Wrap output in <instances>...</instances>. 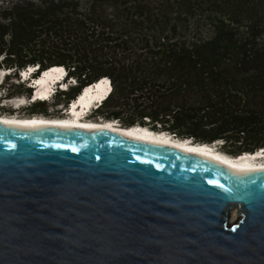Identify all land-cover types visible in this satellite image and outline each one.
I'll return each instance as SVG.
<instances>
[{
    "label": "water",
    "instance_id": "obj_1",
    "mask_svg": "<svg viewBox=\"0 0 264 264\" xmlns=\"http://www.w3.org/2000/svg\"><path fill=\"white\" fill-rule=\"evenodd\" d=\"M0 264H264V168L0 122Z\"/></svg>",
    "mask_w": 264,
    "mask_h": 264
},
{
    "label": "trees",
    "instance_id": "obj_2",
    "mask_svg": "<svg viewBox=\"0 0 264 264\" xmlns=\"http://www.w3.org/2000/svg\"><path fill=\"white\" fill-rule=\"evenodd\" d=\"M160 1L157 11L148 6L155 0L3 1L0 71L9 70L7 81L30 65L64 66L76 85L59 92L57 104L61 96L67 103L85 85L107 77L112 88L91 113L95 121L217 143L234 157L264 148V41L257 40L261 34L252 16L246 31L236 28L235 10L243 1L211 0L217 18L203 38L184 23L193 0ZM52 34L72 41L50 43ZM22 91L31 93L22 82L2 83L0 107ZM44 103L27 108L46 109Z\"/></svg>",
    "mask_w": 264,
    "mask_h": 264
},
{
    "label": "bare ground",
    "instance_id": "obj_3",
    "mask_svg": "<svg viewBox=\"0 0 264 264\" xmlns=\"http://www.w3.org/2000/svg\"><path fill=\"white\" fill-rule=\"evenodd\" d=\"M53 69L47 71L45 76L36 82L35 86L37 90L32 91V95H35L31 102L46 99L49 96L50 87L53 85L58 78L61 77L63 69L60 65H53ZM7 70V69H2ZM27 76V75H26ZM102 79V81H100ZM99 83L96 81V85L87 88L83 94L80 93L81 97L76 99L74 103L69 106L71 111L67 112L64 117H43V116H31V117H20L17 115H3L0 114V122L7 124L16 125H36V124H47V125H61V126H79L83 128H102L107 130H114L117 132H124L138 138H144L146 140L162 143L165 145L176 146L211 156L212 158L221 160L226 164H229L233 168L242 172H247L252 169L264 168V160L260 157L261 154L256 155H241L234 157L226 153L219 152L217 148H212L205 143H195L187 139L176 138L175 136H169L164 134L165 132H157L150 128L143 126L123 127L114 122V120H86L81 118L85 112L84 108H88L95 97H102L109 90V79L107 77L101 78ZM14 102L16 108H21L28 105L26 97H18L11 99ZM81 107V108H80ZM88 117V116H87ZM249 153V152H245ZM252 154V153H251ZM263 157V156H262Z\"/></svg>",
    "mask_w": 264,
    "mask_h": 264
},
{
    "label": "rangeland",
    "instance_id": "obj_4",
    "mask_svg": "<svg viewBox=\"0 0 264 264\" xmlns=\"http://www.w3.org/2000/svg\"><path fill=\"white\" fill-rule=\"evenodd\" d=\"M6 2L9 0H0L1 2ZM82 1H89V0H82ZM164 3H168V2H176V0H163ZM242 4L240 5V7L236 8L235 11H238L239 13V19H237V21H235V26L238 29L239 32L243 33L244 31H246L247 26L250 24L249 23V19L250 16H252L254 18V23H255V32L256 33H260L261 35L259 36V42H263L264 41V0H242ZM163 3H161L160 0H155V2H151L148 6L150 9L157 11L158 6L160 7V9L162 8L161 5ZM173 5H170V8H167V10H171V16L176 17L177 14V9L174 6L172 8ZM213 4L211 5V0H193L192 1V7H191V11L187 12V18L184 20V23L186 22V24L188 25V29H193V30H198L199 36L200 37H206L208 35V33L214 28V21L216 20L217 17H215V10L213 8ZM136 11H133L135 15ZM139 12V11H137ZM136 12V13H137ZM108 14L111 13V11L107 12ZM221 16H227L226 12H221L219 13ZM138 16H141V14H137ZM251 17V18H252ZM123 18L125 20L130 19L129 16H127L126 14L123 15ZM176 20V18H174ZM123 20V19H122ZM198 26V27H197ZM72 41V39H69V37H65V36H61L58 34H52L49 38H48V42H67L69 44V42ZM55 63H58V60H54ZM61 66V65H60ZM5 71V70H3ZM8 71V70H6ZM7 78L4 79V82H8V83H12V82H21V80L19 78H12V79H8L6 81ZM1 95V93H0ZM12 97H26L27 98V93H25L24 91L14 94L12 95ZM11 98V97H10ZM8 99V98H7ZM65 98L63 96H61V101L64 100ZM4 102V107H0V114L3 115H17L20 117H31L28 116L29 113L28 111H26L25 109H27V106H23L21 108H16V106L14 105V102H12L11 99L9 100H3ZM28 101V98H27ZM60 101V102H61ZM48 109L51 110L52 114L54 116L52 117H57L62 116V112L59 111V114H57V109L55 107V105L57 104V101L55 103H52V100L49 102L44 103ZM51 114V113H50ZM66 116V115H65ZM185 140V139H184ZM219 152H222L221 150H219V148H217ZM224 153V152H222ZM264 160V158H263Z\"/></svg>",
    "mask_w": 264,
    "mask_h": 264
},
{
    "label": "flooded vegetation",
    "instance_id": "obj_5",
    "mask_svg": "<svg viewBox=\"0 0 264 264\" xmlns=\"http://www.w3.org/2000/svg\"><path fill=\"white\" fill-rule=\"evenodd\" d=\"M80 93V92H79ZM78 93V94H79ZM78 94L77 95H75L74 96V98L73 99H70L67 103H64L65 102V99L64 100H62V104H56L55 105V107H56V109H57V114H59V111H61L62 112V116H65V115H67V112H68V110H69V106H70V104L71 103H73L75 100H76V98H77V96H78ZM27 97H31V94L30 95H27ZM59 98V95H56L53 99H52V103H55L56 101H57V99ZM51 101V100H50ZM49 102V101H48ZM64 103V104H63ZM26 111H28V113H29V115L28 116H43V117H52V116H54L53 114H52V112H51V110L50 109H48V108H46V109H32L31 107H28L27 109H25ZM51 113V114H50ZM88 116V117H87ZM85 118H86V120H93L92 119V115L91 114H89V115H87ZM57 117H61V116H58L57 115Z\"/></svg>",
    "mask_w": 264,
    "mask_h": 264
},
{
    "label": "clouds",
    "instance_id": "obj_6",
    "mask_svg": "<svg viewBox=\"0 0 264 264\" xmlns=\"http://www.w3.org/2000/svg\"><path fill=\"white\" fill-rule=\"evenodd\" d=\"M62 66V65H61ZM29 67V66H28ZM64 67V66H63ZM26 69V68H25ZM24 69V70H25ZM2 71V70H1ZM0 71V72H1ZM9 71V70H8ZM63 72L64 73H68V71H67V69L64 67V69H63ZM69 74V73H68ZM0 75L2 76V73H0ZM19 75V74H18ZM6 77V76H5ZM18 78H19V76H18ZM32 81H35V80H32ZM23 84H25V86L27 87V88H30V86L32 85V82H25V83H23ZM74 85H76V82H75V79L72 77V76H70L69 75V78L65 81V83L62 85V88L64 89L65 88V90H63L62 88H59L58 86H56L54 89H53V93H51V96H50V98L47 100V101H45V102H48V101H50V100H52L59 92H61V91H68V89H69V87L70 86H74ZM31 89V88H30ZM35 92V91H34ZM82 92V89H81V91H80V93ZM80 93L78 94V98L81 96L80 95ZM31 97L33 96L32 95V89H31ZM30 97V98H31ZM16 98H18V97H12V98H8V99H4V100H9V99H16ZM28 98V102H31L30 101V98L29 97H27ZM40 101H43V100H40ZM4 101H2L1 102V104L2 105H5L4 103H3ZM31 103H33V102H31ZM30 105V104H29ZM28 105V106H29ZM95 109H91L90 110V112L87 114V115H89V114H91L93 111H94ZM213 145H215L216 147H217V143H213ZM261 149H264V148H261ZM260 150V149H259ZM258 150V151H259ZM258 151H256L255 152V154L258 152ZM239 157V156H238Z\"/></svg>",
    "mask_w": 264,
    "mask_h": 264
},
{
    "label": "built area",
    "instance_id": "obj_7",
    "mask_svg": "<svg viewBox=\"0 0 264 264\" xmlns=\"http://www.w3.org/2000/svg\"><path fill=\"white\" fill-rule=\"evenodd\" d=\"M28 104H31V102H29ZM174 136V135H173Z\"/></svg>",
    "mask_w": 264,
    "mask_h": 264
}]
</instances>
